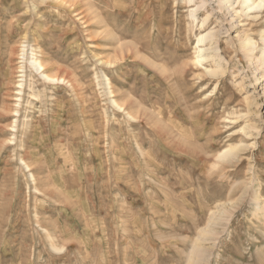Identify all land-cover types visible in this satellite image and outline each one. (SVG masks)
I'll return each mask as SVG.
<instances>
[{
  "label": "rangeland",
  "instance_id": "1",
  "mask_svg": "<svg viewBox=\"0 0 264 264\" xmlns=\"http://www.w3.org/2000/svg\"><path fill=\"white\" fill-rule=\"evenodd\" d=\"M233 1L0 0V264H264V5Z\"/></svg>",
  "mask_w": 264,
  "mask_h": 264
},
{
  "label": "bare ground",
  "instance_id": "2",
  "mask_svg": "<svg viewBox=\"0 0 264 264\" xmlns=\"http://www.w3.org/2000/svg\"><path fill=\"white\" fill-rule=\"evenodd\" d=\"M194 1V0H193ZM227 3L230 5V7L234 10V6H235V2L233 0H226ZM192 2V0H191ZM204 3H202V5H198V7L196 6V9L193 11L192 13V17L194 18L195 17V14L196 12L199 10L200 7L203 6ZM264 5V0H244L243 3H242V10L243 12L247 11L245 14L249 16L250 12L256 10V9H259L261 8L262 6ZM200 6V7H199ZM201 9V8H200ZM212 39V33L211 32H208L206 34H201L199 37H198V44H203L204 42H206L207 40H210ZM246 45H249V43H246ZM208 50V49H207ZM205 49H199V55L197 56V60L198 62H201L203 59V53ZM205 55V54H204ZM115 60V59H114ZM117 61V60H116ZM262 64L264 65V61L262 62ZM33 65L35 66V68L37 69V71L41 72V75L47 79V80H50V81H57V80H54V78H50L51 76H48L46 73H45V67L44 65L40 62V61H34L33 62ZM258 80H260L259 78L260 77H257ZM52 79V80H51ZM110 95V94H109ZM116 106V105H115ZM130 117V116H129ZM229 150V149H228ZM231 152V151H229ZM225 153V152H224ZM202 257V256H201Z\"/></svg>",
  "mask_w": 264,
  "mask_h": 264
}]
</instances>
